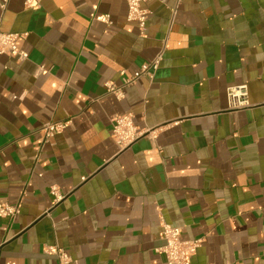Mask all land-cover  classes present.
I'll return each instance as SVG.
<instances>
[{
	"label": "crops",
	"instance_id": "crops-1",
	"mask_svg": "<svg viewBox=\"0 0 264 264\" xmlns=\"http://www.w3.org/2000/svg\"><path fill=\"white\" fill-rule=\"evenodd\" d=\"M2 1L28 57L0 55V200L21 205L0 264H58L56 244L73 264H168L162 221L204 238L192 264H264V0H150L143 34L126 0ZM163 48L153 80L107 91ZM242 83L252 106L232 110ZM124 113L147 132L119 151ZM48 121L69 124L45 139Z\"/></svg>",
	"mask_w": 264,
	"mask_h": 264
},
{
	"label": "built area",
	"instance_id": "built-area-1",
	"mask_svg": "<svg viewBox=\"0 0 264 264\" xmlns=\"http://www.w3.org/2000/svg\"><path fill=\"white\" fill-rule=\"evenodd\" d=\"M150 0H126L128 5L127 19L135 21L141 30L145 31L146 22L151 14V9L145 6ZM8 0H3L1 6L6 8ZM39 0H26L29 7L37 5ZM96 19L107 24H111L112 20L108 14H97ZM20 33L4 31L1 29L0 19V55H9L24 60L28 57V53L18 46ZM164 48L150 61L144 62L141 67L134 71L130 76L123 79L122 85H117L111 80L105 82L106 89L109 93L115 94L119 99L125 96L124 87L137 83V81L145 77L153 80L163 60ZM227 97L229 108L232 110H241L252 106L249 99V86L247 83L230 86L227 89ZM112 137L116 142L119 151L129 148L137 139L143 136L147 131L139 127L134 121L133 113H124L115 115L112 119ZM69 121H48L42 125L45 133V139L54 137L62 133L68 126ZM51 193L55 196V202L61 201L64 194L56 187H51ZM20 202L10 203L0 200V217L14 220L21 212ZM182 227L162 221V229L160 238L163 245L159 247V251L165 254L168 264H192V258L196 254L198 248L204 242L203 237L194 239L182 238ZM48 253L55 254L58 264H73L74 258L64 248L56 245H49L46 249ZM213 264V263H207Z\"/></svg>",
	"mask_w": 264,
	"mask_h": 264
}]
</instances>
